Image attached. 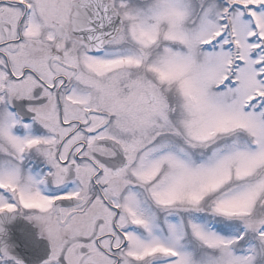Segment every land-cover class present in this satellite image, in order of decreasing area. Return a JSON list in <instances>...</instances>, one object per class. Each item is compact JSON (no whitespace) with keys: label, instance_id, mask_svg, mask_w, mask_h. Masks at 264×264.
<instances>
[{"label":"snow or ice","instance_id":"6c2138e0","mask_svg":"<svg viewBox=\"0 0 264 264\" xmlns=\"http://www.w3.org/2000/svg\"><path fill=\"white\" fill-rule=\"evenodd\" d=\"M19 218L43 264H264V0H0V264Z\"/></svg>","mask_w":264,"mask_h":264},{"label":"water","instance_id":"95a60500","mask_svg":"<svg viewBox=\"0 0 264 264\" xmlns=\"http://www.w3.org/2000/svg\"><path fill=\"white\" fill-rule=\"evenodd\" d=\"M6 243L13 254L28 264H40L47 258L50 250L49 242L41 238L35 227L27 220L19 218L11 227Z\"/></svg>","mask_w":264,"mask_h":264},{"label":"flooded vegetation","instance_id":"af4514ba","mask_svg":"<svg viewBox=\"0 0 264 264\" xmlns=\"http://www.w3.org/2000/svg\"><path fill=\"white\" fill-rule=\"evenodd\" d=\"M32 223L36 226L38 232L40 233V228L34 222H32Z\"/></svg>","mask_w":264,"mask_h":264},{"label":"rangeland","instance_id":"374dc122","mask_svg":"<svg viewBox=\"0 0 264 264\" xmlns=\"http://www.w3.org/2000/svg\"><path fill=\"white\" fill-rule=\"evenodd\" d=\"M19 134H21V135H22V134H23V132L21 131Z\"/></svg>","mask_w":264,"mask_h":264}]
</instances>
